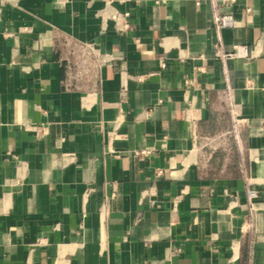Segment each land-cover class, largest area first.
Wrapping results in <instances>:
<instances>
[{"label":"crops","instance_id":"0c3cea01","mask_svg":"<svg viewBox=\"0 0 264 264\" xmlns=\"http://www.w3.org/2000/svg\"><path fill=\"white\" fill-rule=\"evenodd\" d=\"M224 11L0 0V264H264V0ZM58 38L106 65L68 89Z\"/></svg>","mask_w":264,"mask_h":264},{"label":"built area","instance_id":"2783aa9c","mask_svg":"<svg viewBox=\"0 0 264 264\" xmlns=\"http://www.w3.org/2000/svg\"><path fill=\"white\" fill-rule=\"evenodd\" d=\"M235 1L210 0L213 9V25L217 31H221L224 28L240 26V21L232 12L224 11L225 6H231ZM252 10L251 6H246L244 13L249 16L252 14ZM56 49L60 55V61L66 69L65 85L68 89L79 88L80 84L89 81L92 76L101 71L108 61L107 54L97 44L90 41L58 38L56 41ZM220 54L221 56H225L222 53ZM161 65L164 67L165 62L162 61ZM126 90L127 88L125 86L121 89L123 100L125 99ZM231 117L232 125L230 129L221 135H224L225 138L227 137L223 142V149L230 154L233 152L234 146H236L240 159L243 162L242 133L247 121L241 117L235 103L232 104ZM216 149L213 147L210 153L204 155L205 160H210ZM246 191L249 202L252 204V201L257 197V192L251 185H248Z\"/></svg>","mask_w":264,"mask_h":264}]
</instances>
